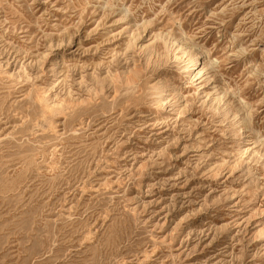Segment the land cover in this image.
I'll return each mask as SVG.
<instances>
[{
  "label": "rangeland",
  "instance_id": "1",
  "mask_svg": "<svg viewBox=\"0 0 264 264\" xmlns=\"http://www.w3.org/2000/svg\"><path fill=\"white\" fill-rule=\"evenodd\" d=\"M0 264H264V0H0Z\"/></svg>",
  "mask_w": 264,
  "mask_h": 264
},
{
  "label": "bare ground",
  "instance_id": "2",
  "mask_svg": "<svg viewBox=\"0 0 264 264\" xmlns=\"http://www.w3.org/2000/svg\"><path fill=\"white\" fill-rule=\"evenodd\" d=\"M188 57H189V61L193 65H195L199 61V54L197 52L191 51L190 53H188Z\"/></svg>",
  "mask_w": 264,
  "mask_h": 264
}]
</instances>
